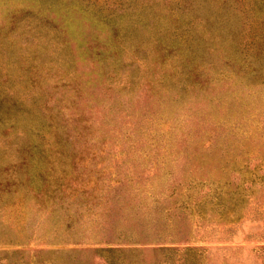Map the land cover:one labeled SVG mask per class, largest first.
<instances>
[{
  "label": "rangeland",
  "instance_id": "rangeland-1",
  "mask_svg": "<svg viewBox=\"0 0 264 264\" xmlns=\"http://www.w3.org/2000/svg\"><path fill=\"white\" fill-rule=\"evenodd\" d=\"M0 264H264V0H0Z\"/></svg>",
  "mask_w": 264,
  "mask_h": 264
},
{
  "label": "trees",
  "instance_id": "trees-1",
  "mask_svg": "<svg viewBox=\"0 0 264 264\" xmlns=\"http://www.w3.org/2000/svg\"><path fill=\"white\" fill-rule=\"evenodd\" d=\"M108 15H109L108 20L111 21V25H112V29H113V31H112V33H111V36H115V35L117 34V31H119V29H121L122 26H123V28H124V27H126L127 25L124 24V25L121 26V24L119 23V22L121 21V20H119V19H120L121 16H122V12H120L119 14L114 15V14H113V11H110V12L108 13ZM127 24H130V27H131V25L136 26L135 22H132V23L130 22V23H127Z\"/></svg>",
  "mask_w": 264,
  "mask_h": 264
}]
</instances>
